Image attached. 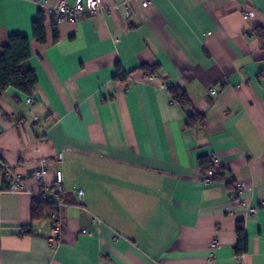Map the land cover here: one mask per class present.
I'll list each match as a JSON object with an SVG mask.
<instances>
[{
    "label": "crops",
    "instance_id": "crops-1",
    "mask_svg": "<svg viewBox=\"0 0 264 264\" xmlns=\"http://www.w3.org/2000/svg\"><path fill=\"white\" fill-rule=\"evenodd\" d=\"M57 1L0 0V48L29 37L38 80L33 105L13 88L0 97L3 164L38 194L45 159L48 186L61 170L67 189L52 243L51 217L34 221V196L8 192L0 171V264H264V0H100L98 14L57 22L54 44ZM166 85L204 124L186 128ZM203 158L222 181L204 182Z\"/></svg>",
    "mask_w": 264,
    "mask_h": 264
},
{
    "label": "trees",
    "instance_id": "trees-1",
    "mask_svg": "<svg viewBox=\"0 0 264 264\" xmlns=\"http://www.w3.org/2000/svg\"><path fill=\"white\" fill-rule=\"evenodd\" d=\"M47 17L43 11H39L35 21L32 23V37L38 44H47L46 34ZM52 36L53 43L57 44L60 41V32L57 25V20L52 17ZM32 56V42L29 37L22 35H13L9 38L8 44L0 48V97L10 88H13L27 96H33L38 80L35 72L29 67V60ZM117 74L115 79L125 82L128 78L121 65H117ZM159 68L157 67L150 77H155ZM170 92L172 101L186 109L187 115L186 128H193L196 125L204 124L205 117L191 111V103L186 92L169 86L167 89ZM3 157L0 154V170L3 164ZM199 165L204 176L210 171L215 170L211 159L203 158L199 160ZM214 180L220 182L223 180V174L215 170ZM229 188L230 185H229ZM54 207L42 201H34L32 209V218L34 221L44 220L51 217ZM239 243L236 247L238 255L246 251L247 238L244 234V229L241 224L237 226ZM32 231L27 228L23 230V235H30Z\"/></svg>",
    "mask_w": 264,
    "mask_h": 264
},
{
    "label": "built area",
    "instance_id": "built-area-1",
    "mask_svg": "<svg viewBox=\"0 0 264 264\" xmlns=\"http://www.w3.org/2000/svg\"><path fill=\"white\" fill-rule=\"evenodd\" d=\"M142 3V7L144 9L149 8L154 0H140ZM47 2L44 3V6L47 7ZM49 11V14L51 17H55L57 22L59 21H69L72 23H78L82 21L86 16H94L98 14L102 9V4L100 0H79L75 3H71L70 0H58L54 8H47ZM130 14V11L127 10L125 12V16L128 17ZM247 17L253 18L255 16V13L252 11L245 12L244 14ZM164 88L168 89L169 86L166 85ZM212 94H216L217 90L213 88L210 90ZM26 103L29 105H33V98L27 97ZM69 151V150H66ZM64 153H59L57 156L58 161L63 160ZM213 162L216 163L217 160L214 158ZM1 170L5 173V176L7 177V183H6V190L13 194H22L24 192H28L31 195L34 196V198L38 201H42L48 205H51L54 207V211L51 214V220L53 222V227L50 233V236L48 237L49 241L52 243L58 242L59 234L62 231V225L56 220L57 219V213L59 210H62L65 208L64 203L61 201V198L66 195L67 189L65 186V178L64 174L61 170L55 171V181L54 186L50 187L47 183V177H48V168H47V161L45 159H39L36 162L35 170L33 172V178L38 182L39 184V193L33 194L30 190L26 189L25 186V178L22 174L16 173L11 171V169L7 168L2 164ZM0 170V171H1ZM214 176H215V170L210 171L205 177L204 182L205 183H213L214 182ZM245 190V186H240L239 191L242 193ZM76 195L78 197H83L84 192L83 190L75 191ZM239 203L242 207H246V203L242 200H239ZM254 212V209L251 210V213ZM98 221V220H94ZM83 233H87L84 231ZM216 244H213L212 247H215Z\"/></svg>",
    "mask_w": 264,
    "mask_h": 264
}]
</instances>
